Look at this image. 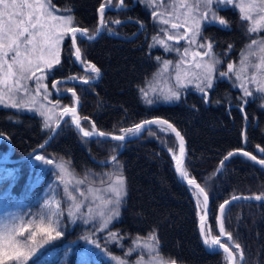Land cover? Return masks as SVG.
<instances>
[{"label":"trees","instance_id":"obj_1","mask_svg":"<svg viewBox=\"0 0 264 264\" xmlns=\"http://www.w3.org/2000/svg\"><path fill=\"white\" fill-rule=\"evenodd\" d=\"M49 1L54 8L70 11L74 24L83 27L87 35H93L97 29L98 6L103 3L114 6L118 0ZM101 14L104 23L99 37L89 41L77 35L76 39L83 64L92 62L101 71L99 80L59 82L57 89L75 90L80 99V124L87 130L92 129L93 123L98 131L124 134L123 130L133 128L146 118L161 117L170 121L185 140L184 171L188 177L196 179L208 195L210 213L205 232L210 231L215 237L216 210L222 201L236 194L264 197V165L240 153L225 160L234 149H243L264 160V108L256 99H247L240 88L224 78H217L212 87L203 92L185 90L177 102L145 103L141 90L164 53L150 42L155 32L150 13L139 0H124L119 10H105ZM218 14L226 20L227 26L206 23L201 36L212 44L213 51L222 60L219 69L225 70L227 63L236 61L254 36L248 30L246 19L235 9L218 8ZM128 18L131 21L119 23ZM139 22L143 24L142 31L130 40H122L120 36L132 35L139 28ZM72 50L66 36L60 63L53 66L47 77L49 87L55 78L94 76L74 64ZM52 98L65 106L73 104L71 95L56 97L52 93ZM70 121L68 117L40 151L69 159L76 172L101 171L109 168L111 161H120L126 186L125 203L108 231L122 244L128 245L135 236L154 234L158 251L165 259L182 264H227L225 253L208 252L201 243L196 210V203L201 204V200L175 176L172 158L178 150L177 142L166 127L148 126L140 137L125 142L119 151L120 142L84 138ZM51 127L45 129L41 118L33 113L0 107V159L27 154L44 141ZM27 161L0 163V192L8 189L9 196L25 204H29L44 185L48 171L41 169L42 178L38 181L37 166ZM5 166L18 168L9 177L2 172ZM221 222L231 236L236 264H264V202L235 201L226 206ZM72 236L73 231L70 235L67 232L41 254L57 248L51 252L50 260H53L62 239ZM221 241L229 244L227 237ZM105 246L108 251L122 253L115 241ZM41 254L28 264L39 261ZM70 259L73 260V255Z\"/></svg>","mask_w":264,"mask_h":264},{"label":"rangeland","instance_id":"obj_2","mask_svg":"<svg viewBox=\"0 0 264 264\" xmlns=\"http://www.w3.org/2000/svg\"><path fill=\"white\" fill-rule=\"evenodd\" d=\"M139 1L150 13L155 28L150 42L152 45L159 46L164 52L158 58L156 70L141 90L145 103L149 100L152 103L148 104L173 103L179 101L187 89L200 90V87L207 89L205 65L212 63L213 82L217 78L229 80L232 86L241 89L247 99H256L260 107L264 108V51H261L262 42H264V22L257 24V21L264 17V0H227L225 3L212 0L210 6L207 5L206 0ZM29 2L34 3L35 0H29ZM250 2H254L256 8L251 12L242 11L241 6ZM45 3L49 5V11L53 16H72L68 10L54 8L49 0H45ZM228 6L246 19L248 30L254 37L245 44L236 61L227 63L225 70H220L221 57L213 51L211 43L202 39L201 29L206 23L221 25L220 20L225 21L222 26H227L226 20L218 14V8ZM21 11H26V9H21ZM153 13L156 15L154 16ZM203 17H207V21L210 22H206L202 19ZM195 21L200 22L198 33H195L193 27ZM74 25L73 20L69 26ZM172 25L177 27L173 28ZM63 40L56 47L59 55ZM253 41L257 43L253 44ZM8 61L11 62V54ZM229 65H232L231 71ZM6 71L7 65H4L3 69H0V81L3 80ZM49 74L50 70H47L45 65L36 63L24 78L16 76L7 84L0 83V107H12L19 111L33 113L41 118L45 129L53 126L65 105L52 98L53 91L47 83ZM17 79L20 81L19 84L15 83ZM55 88L59 91L57 87ZM172 91L177 92L179 98L165 99ZM18 101H23L24 106L13 107L12 105ZM46 110H51L48 113L51 118L47 121L41 115V111ZM46 123L47 127H45ZM172 153L174 155V151ZM37 156H42L43 159L37 160ZM27 159L29 164L37 166L35 174H37L38 181L42 178L40 170L48 169L45 183L34 199L28 202L29 204L15 201L12 196H9L8 189L0 192V221L10 219L12 216L23 217V220L15 221V231L12 237L14 240L34 246L33 240L29 238L31 232L37 230V225L43 223L47 226L49 222L47 215L44 216L43 221L41 215L54 213L53 219L58 221L54 227L61 232V235L41 243L43 237L38 233L34 238L36 252L23 261V264H28L54 241L63 238L67 232L70 235L71 231H73V236L67 240L62 239L58 255L53 260H50L51 252L57 251V248L45 251L41 254V259L34 264H71V261L73 264H163L168 261L160 255L154 234L135 236L128 245H124L108 231L111 223L119 218L126 197L122 166L118 159L111 161L110 167L101 171L87 169L82 172L74 171L69 159L47 151H38ZM48 160L52 163H47ZM61 163L66 165V173H61L56 167ZM17 168V166H5L2 172L12 177ZM117 190L122 194L118 205L115 203ZM34 201L36 202L33 203ZM22 230L23 235L20 234ZM207 234L208 232H205V235ZM52 235L55 237V232ZM113 241L116 242L117 248L122 249L121 254L107 250L105 244ZM0 247L6 248L7 241L0 239ZM71 255H73V260L70 259ZM3 264H18V262L6 260Z\"/></svg>","mask_w":264,"mask_h":264},{"label":"snow or ice","instance_id":"obj_3","mask_svg":"<svg viewBox=\"0 0 264 264\" xmlns=\"http://www.w3.org/2000/svg\"><path fill=\"white\" fill-rule=\"evenodd\" d=\"M218 3H225L227 0H217ZM207 5H211L212 0H206ZM0 69H3L4 65H7V71L4 73V78L0 83L7 84L10 79L13 77L19 76L24 78L25 74L32 70V66L36 63H40L46 66L47 70L53 69V66L60 63V55L59 52L56 51L57 45L61 40L64 39L65 35L68 33L72 34L73 44H75L77 39V34H79L80 38L83 39L85 33L74 27H70L73 23L74 18L70 15L68 16H53L49 11V5L45 3V0H35L34 3H30L29 0H0ZM256 8V4L254 2H250L247 5H242L241 10L246 12H251ZM21 9H26V11H21ZM105 11V5H101V12ZM155 16L156 14L153 13ZM6 17V19H4ZM16 17H22L17 19ZM206 22L207 17H203ZM58 22V23H53ZM264 22V17H261L260 21H257V24H261ZM103 24L104 21L101 20ZM219 23L221 25L225 24L224 20H220ZM173 28L177 27L176 25H172ZM195 29V33L200 31V22L195 21L193 25ZM253 30V29H250ZM194 33V35H195ZM172 39V37H169ZM256 41H253V44H256ZM209 49H211V45H209ZM261 51H264V42H262ZM11 54V62L8 61V57ZM210 54V53H209ZM76 58L79 60L81 58V51L79 48L76 49L75 52ZM93 73L98 74L99 70L96 66L90 65ZM39 70V69H38ZM205 70L207 72L206 80L207 87L211 88L213 85V79L211 73L213 71V64L208 63L205 65ZM229 70H232V65H229ZM43 77H41L42 79ZM19 79L15 81L16 84H19ZM59 82H54L53 87H57ZM200 90L203 92L204 88L200 87ZM46 91V89H45ZM69 92H72V89H68ZM248 93L246 92V95ZM73 98L75 99V92H72ZM146 95V94H145ZM46 98V97H45ZM179 95L177 92L172 91L169 95L165 97V99H178ZM148 103H152L151 100ZM13 107H23L24 102L18 101L16 104L12 105ZM40 111V110H38ZM51 110L41 111V115L44 117L45 121L49 120L51 117L48 113ZM63 113L68 114L71 113L72 123L77 126L80 132L83 133L84 137H92L95 133V125H93V131L89 132L80 128L81 120L77 116L76 107H64ZM64 117L62 116L61 119ZM167 124L168 128L174 132L180 140V152L181 156H174L173 159L176 160V170L177 172L187 179L188 173L184 171L182 168L183 163V153H184V140L176 129L168 123L166 120L153 119V120H145L142 124H136L133 128L123 130L125 133H138L142 130L144 126L147 125H161ZM47 127V123L45 124ZM100 137H105L106 134L104 132L99 133ZM112 139L117 141H124L126 139V135L114 136ZM235 153H228L225 157V160L231 158ZM245 157H250L252 160H256L255 156H251L250 153H243ZM37 160H42V156H37ZM47 163L51 164L52 161L48 160ZM223 164V161L221 162ZM260 164L264 165V160L259 161ZM56 167L60 170L61 173H66L67 168L64 163L56 165ZM121 184L123 183L122 177ZM188 183L195 184L194 179H188ZM196 187L199 189L200 193L204 194L205 207H207L208 195L205 193V189L200 187L199 184H196ZM67 191V189H66ZM117 199L115 203L118 205L121 202L122 194L120 191H116ZM237 199H251L243 198V197H234L233 200H225L219 207L221 212L225 210L226 206L230 205ZM256 200L264 201V197L257 196ZM47 207V205H46ZM71 215V211L69 213ZM47 215L48 225L44 226L43 223L37 225V230L31 232L30 239L33 240L34 246H29L22 241L14 240L12 237V233L15 231V221L23 220V217L12 216L10 219H5L0 221V239L7 241V247H0V264H3V261L6 260H14L17 261L18 264H23V261L27 260L32 253L36 252V242L35 237L37 234H42L41 243H45L47 241L53 240L56 237L61 235L60 231H57L54 227L55 224H58L57 220L53 219L54 213H44L41 215V220L43 221L44 216ZM118 215V213H117ZM201 221L205 220V216L200 217ZM218 221L220 217L217 218ZM104 223H107L105 219ZM55 232V237L52 233ZM220 232L222 236H228L231 239L229 233L225 231L223 222H220ZM23 235V230L20 233ZM201 235H204V229L201 227ZM204 244L208 246L210 249L213 246H219V248H223L225 252H228L229 249L220 242L219 237H212L211 240L205 239ZM237 247H239L237 245ZM24 249H27L26 251Z\"/></svg>","mask_w":264,"mask_h":264},{"label":"water","instance_id":"obj_4","mask_svg":"<svg viewBox=\"0 0 264 264\" xmlns=\"http://www.w3.org/2000/svg\"><path fill=\"white\" fill-rule=\"evenodd\" d=\"M123 2H124V0H118L117 1V4L115 6H111L108 3H103V4L105 5V10L117 11V10H119L123 6ZM101 5L102 4H100L98 6L97 10H96L97 18H98V23H97V29H96V31H95V33L93 35H87L85 33V30H84L83 27H80L78 25L72 26L74 28H78V29L82 30L85 33L84 38H83L85 40H89V41L94 40L97 37H99V35L101 34V31H102V23H101V20H102V14L101 13L102 12H101ZM129 21H131V18L122 20L119 23H124V22H129ZM142 29H143V24L141 22H139V28L132 35L127 36V37H123V36H120V37H121L122 40H130L133 37H135L137 34H139L142 31ZM77 35H79V34H77ZM67 37H68V39L70 41V44L72 46V49H73V52L71 54V57H72V60H73L74 64H76V66L80 70H82L83 72H85L87 74H95V73L92 72L91 67H90V65H93L92 62H87V64L85 65V64H83L81 58L79 60L76 58L75 52H76V49L78 48V46H77L76 42H75V44H73L72 34L71 33H68L67 34ZM100 76H101V71L99 70V73L98 74H95V76L90 77V78H82V77H77L75 75H73L71 77L55 78V79H53L51 81L50 86H51V89L53 91V94L56 97H62L64 95H71L72 98H73L72 92H75V90L73 88H68V89H72V92H69L68 89H66V90H64L62 92H59V91L56 90V88L53 87V83L54 82H64V83H67V84H74V83H93V82H97L99 80ZM75 94H76V92H75ZM65 107H69V108L70 107H76V109H77V113L76 114L80 118V114H79L80 99H79V97H78L77 94L75 96V99L73 98V104L72 105L65 106ZM62 116L64 117L63 119H61ZM68 117L71 118V121L70 122H71L72 126L75 128V130L78 132V134H80L82 137H84L83 136V133L80 132L79 128L72 123L71 113L64 114L63 113V109H62L61 112L59 113L58 119L53 124V126L51 127V129H50L47 137L44 139V141L42 143H40L38 146H36L34 149H32L30 152H28L27 154H25L23 156L16 157V158L11 157V156H7L6 158H2V159H0V163H5V162H11V163L19 162V161H22V160L30 157L31 155L37 153L41 149H43L49 143V141L51 140V138L53 137V135L55 134V132L57 131V129L59 128V126ZM153 119L166 120V119L161 118V117H150V118H146V119L140 121L138 124H142V122L145 121V120H153ZM80 120H81V118H80ZM166 121H168V120H166ZM168 123L171 124L176 129V131H178L180 133V131L170 121H168ZM91 124H92V129L91 130H87V129L83 128L81 126V124H80L79 127L80 128H83L86 131L92 132L93 131V123H91ZM161 125L164 126V127H166L172 133V135L174 136V138L176 139L178 150H177V153H176L175 156L180 157L182 154L180 152V140H179V138H177L176 134L174 132H172L171 129L168 128V125L167 124H161ZM148 126H150V125L144 126L142 128V130L140 132H138V133H131V134H128V133H124V134H112V133L104 132L106 134L105 137H100L99 136V133L102 132V131H98L95 128V133H94V135L92 137H84V138H100V139H105V140L120 142L121 143L120 148H119V151H120L122 149V147H123V145H124L125 142L140 137ZM120 135H126V139L124 141H117V140L112 139V137H114V136H120ZM180 135L182 136L181 133H180ZM183 140H184V137H183ZM230 152L243 154V153H245L247 151H245L243 149H234V150H232ZM247 153H249V152H247ZM116 155L112 159H114L116 157ZM186 155H187V150H186L185 140H184V153H183L182 168L184 166V161H185ZM250 155L251 156H254L251 153H250ZM261 160H263V159H259V158L256 157V160H253V161L256 162V163H258V164H260L259 161H261ZM172 161H173V170H174L175 176L178 179V181L181 182L182 184L186 185L189 189L193 190L194 193L201 200V211H200V207H199V205L197 203H196V210H197V228H198V232H199V236H200V240H201L202 245L204 246V248L208 252H223V253H225V255L227 257V264H236V257H235V254H234L231 246H230L231 245V239H229L228 236H222L221 235V232H220V222H221V214H222V212H221V209H220L219 206L225 200H233L234 197H243V198H249L250 197L251 198V199H237L235 201H241V200H243V201H258V202H264V201H262V200H256L255 197H257V196H254V195H242V194L232 195V196L228 197L227 199H225L224 201H222L219 204V206L217 207V210H216V228H217V235L215 237H219L220 238V242L222 244H224L229 249V251L228 252H225L224 249L223 248H219L218 245L217 246H213V248L210 249L208 246H206L204 244V240L205 239L211 240V238H212V236L210 235V231H208L207 236L205 235V224H206L207 218H208L209 213H210V203H209V199H208V202H207V207H205L204 194L200 193L199 189L196 187V184H199L198 181L196 179L192 178V177H187V179H185L184 177H182L177 172V170H176V160H174L172 158ZM188 179H194L196 183L190 185L188 183ZM201 216H205V220L203 222L200 219ZM218 217H220V220L219 221L217 219ZM201 227H203V229H204V235L203 236L201 235ZM224 237H227L228 238L229 244H226L223 241H221V239L224 238ZM163 264H182V263L176 262L174 260H168V261L164 262Z\"/></svg>","mask_w":264,"mask_h":264},{"label":"bare ground","instance_id":"obj_5","mask_svg":"<svg viewBox=\"0 0 264 264\" xmlns=\"http://www.w3.org/2000/svg\"><path fill=\"white\" fill-rule=\"evenodd\" d=\"M72 52H73V50H72ZM72 54V53H71Z\"/></svg>","mask_w":264,"mask_h":264},{"label":"flooded vegetation","instance_id":"obj_6","mask_svg":"<svg viewBox=\"0 0 264 264\" xmlns=\"http://www.w3.org/2000/svg\"><path fill=\"white\" fill-rule=\"evenodd\" d=\"M94 75V74H93ZM95 76V75H94ZM93 77V76H92Z\"/></svg>","mask_w":264,"mask_h":264}]
</instances>
